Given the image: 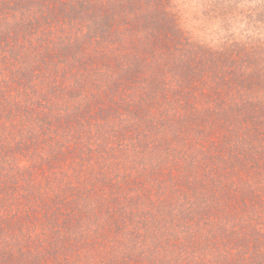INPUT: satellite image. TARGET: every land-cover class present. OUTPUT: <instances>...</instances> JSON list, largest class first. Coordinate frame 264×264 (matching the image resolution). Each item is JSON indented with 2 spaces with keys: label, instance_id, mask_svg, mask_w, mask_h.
Instances as JSON below:
<instances>
[{
  "label": "trees",
  "instance_id": "16d2710c",
  "mask_svg": "<svg viewBox=\"0 0 264 264\" xmlns=\"http://www.w3.org/2000/svg\"><path fill=\"white\" fill-rule=\"evenodd\" d=\"M171 2L0 0V264H264V37Z\"/></svg>",
  "mask_w": 264,
  "mask_h": 264
},
{
  "label": "rangeland",
  "instance_id": "374dc122",
  "mask_svg": "<svg viewBox=\"0 0 264 264\" xmlns=\"http://www.w3.org/2000/svg\"><path fill=\"white\" fill-rule=\"evenodd\" d=\"M238 1L239 2L234 3L235 11L234 14H232L236 20H228L230 23L229 26L222 23V21L226 20L225 17H222L221 22L218 20L221 9H219L220 7L218 8L216 4L213 6L217 9L214 8V10H212L205 6L207 3L205 0H172L171 3L182 25L187 30L189 29L195 37L217 41L230 38L244 39V37H264L263 24H254L255 27H251L247 23L248 19L242 16L249 4L242 6L245 1Z\"/></svg>",
  "mask_w": 264,
  "mask_h": 264
}]
</instances>
